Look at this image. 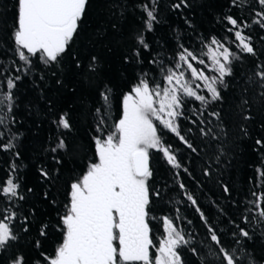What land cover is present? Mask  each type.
I'll return each instance as SVG.
<instances>
[{"label":"trees","instance_id":"16d2710c","mask_svg":"<svg viewBox=\"0 0 264 264\" xmlns=\"http://www.w3.org/2000/svg\"><path fill=\"white\" fill-rule=\"evenodd\" d=\"M186 2L187 7L175 9L173 5L179 0H154L157 19L152 31H144L146 14L141 6L152 7L153 0H88L78 35L61 63L46 66L37 55L31 58V71L25 72L13 41L16 0H0V94L9 91L8 77H21L11 90V111L6 106L7 101L0 105V116L7 122V128L0 125L4 133L0 143L12 140L15 145L11 151H0V182L8 177L15 164L14 176L20 184V195L24 196L14 204L0 199V210L13 208L16 212L13 228L19 237L10 250L0 256V264H6L7 258L15 255H23L24 264H36L38 259L46 264L40 254L55 255L63 241L60 217L69 203L70 186L82 177L90 162H96L93 137L99 135L96 109L103 104L100 93L106 88L111 90V108L106 117L110 129L120 117L124 93L130 91L142 71H149L150 80L161 81L159 65L149 64V60L155 57L166 67L171 66L183 45L209 65L204 45L212 37L230 47L241 59L233 62L234 75L225 78L227 87L220 88L221 100L207 105L191 98L185 101L184 114L177 123L181 135L196 147V152L187 148L175 134L161 129L163 141L171 145L182 167L173 168L162 153L150 150L153 175L148 183L152 191H159L160 195H153L150 203L149 215L153 219L149 223V235L154 246L149 254L153 260L164 238L162 218L168 217L186 238L193 240L201 256H206L208 232L201 220L200 213H203L224 243L233 248L240 245H236L232 234L238 233L237 226L245 228L250 238L241 237V245L255 264H264V223L256 222L258 209L250 203H261L257 196L264 194V178L257 172V169L264 170V147L256 145L257 139L264 140V103L258 99L259 87L248 79L257 70L256 65L264 63V28L253 23L254 19H259L255 12L261 8L257 0H238L240 6L234 5L232 0ZM229 15L241 24L250 25L233 31L241 30L251 37L256 56L240 53L236 47L239 41L228 32L232 27L226 20ZM141 32L150 46L148 51L142 50L144 63L137 64L134 59L126 62L124 58L137 47L136 36ZM92 57H96L94 71L89 70ZM192 63L207 75H216L208 67ZM17 67L21 71H16ZM198 92L211 99L203 83ZM242 98L250 101L243 110ZM213 112L219 113V118L209 115ZM61 113L68 114L71 130L58 128L53 122ZM243 114L250 115L251 119L243 120ZM221 125L226 136L219 133ZM242 126L247 135L241 131ZM201 128H212L219 139L202 136ZM61 138L67 150L51 152ZM217 156H220L219 161ZM56 160L61 163L57 164ZM41 168L48 171L49 179L40 175ZM205 169L210 175H204ZM225 187L229 189L227 193ZM188 195L196 200V205L187 199ZM245 216L247 223L243 220ZM45 224L47 234L41 236L40 229ZM36 241L40 242L39 248ZM182 255L186 264H200V258L187 248L182 250Z\"/></svg>","mask_w":264,"mask_h":264},{"label":"snow or ice","instance_id":"6c2138e0","mask_svg":"<svg viewBox=\"0 0 264 264\" xmlns=\"http://www.w3.org/2000/svg\"><path fill=\"white\" fill-rule=\"evenodd\" d=\"M246 2V0H241ZM236 6H240L238 0H232ZM261 10L255 12L253 23L264 28V0H257ZM88 0H16V18L13 31V41L18 59L23 62L24 71H31L32 57L39 55V59L46 66L59 65L63 56L67 53L83 20ZM187 7L186 0H179L173 8ZM142 10L146 14L144 31H152L157 19L155 6L143 4ZM226 20L231 28L228 32L233 33L235 40L239 41L236 47L240 53L256 56V50L250 43L251 37H247L241 30L250 25L241 24L236 18L227 16ZM228 38L226 37L225 40ZM131 55L125 56L126 62L143 64V51L149 50L143 32L136 36ZM215 45L216 47H212ZM207 49L208 59L211 61L210 71L216 73L209 76L202 69L193 65V61L205 68L203 59H200L193 51L180 46L171 66H165L164 62L153 57L149 64L159 65L161 81L150 80L149 71H142L137 77V82L132 85L129 92L124 93L121 101L120 117L111 128H108L107 114L111 108V90L106 88L100 93L102 107L96 109L98 123L96 132L99 135L93 137L96 147V162L88 164L86 172L78 180L71 184L69 203L66 212L60 217L63 227V241L56 248L54 256L45 253L40 255L46 264H128V262H142V264H186L182 250L187 248L193 256L200 258V264H255L250 253H247L241 245L240 238H250L249 232L238 227V233L232 235L236 245L233 248L226 245L222 237L208 223L203 213L201 220L207 227V241L205 244L208 252L201 256L199 249L194 245L191 238H186L182 230L175 227L174 221L168 217L162 218L166 236L160 240L156 249L154 261L150 257L149 249L154 246L150 238L149 223L150 203L152 196H159V191L153 192L149 186V178L153 175L150 168V150L162 153L166 162L173 168H181L171 145L166 144L160 135L161 129L175 134L182 143L192 152L196 147L189 142L179 131L178 119L183 116L182 109L185 101L189 98L200 101L207 105L222 99L220 88L227 87L226 77H232L233 62L241 59V56L232 51L230 47L222 43L216 37H212L204 45ZM96 57L91 58L89 70L94 71ZM77 67H80L77 62ZM256 71L250 76L249 82L257 85L260 89L258 99L264 103V63L256 65ZM16 71H21L19 67ZM190 73V75H189ZM20 76L8 77L7 89L9 91L0 94V105L7 101L9 112L13 105L11 90L15 87V81ZM203 82L210 100L205 95L199 94ZM59 83V81H57ZM248 91L247 88L244 90ZM246 98L241 100V109L249 105ZM209 115L219 118V113ZM247 121L251 119L248 114L241 117ZM58 128L71 130V123L67 113L59 114L53 121ZM203 122V121H201ZM0 125L7 128V122L0 116ZM107 129V131H106ZM190 131V130H189ZM241 131L247 135L246 129ZM201 135L210 140L219 139V134L212 128H201ZM219 133L226 136V130L221 125ZM4 133L0 131V139ZM256 145L264 147V140L257 139ZM15 148L12 140L8 143H0V151H11ZM67 144L63 138L59 139L51 152L66 151ZM17 157L19 153L16 154ZM221 155L223 150L221 149ZM220 156L216 157L219 161ZM56 163H61L56 160ZM16 166H11L8 177L0 182V199L8 204H14L16 199L23 200L20 195V184L14 176ZM40 175L49 179L46 169H39ZM185 172L188 170L185 168ZM259 176L264 178V170L257 169ZM204 175H210L205 169ZM181 189L184 185L180 184ZM31 192V189H28ZM227 193L229 189L224 188ZM47 195V194H45ZM255 196L256 194L253 193ZM187 199L196 205V200L191 195ZM261 203H254L258 209L256 213L257 223H264V194L257 196ZM197 212L200 209L197 207ZM251 211V209H249ZM254 217V218H256ZM16 212L13 208L0 210V256L8 252L13 243L19 239L13 224L16 220ZM27 219V218H25ZM245 223L248 217H243ZM47 225H42L40 235L45 236ZM27 232L28 228L25 227ZM202 244L204 242H201ZM36 247L40 242L36 241ZM6 264H24L23 255L9 256ZM36 264H41L38 259Z\"/></svg>","mask_w":264,"mask_h":264},{"label":"rangeland","instance_id":"374dc122","mask_svg":"<svg viewBox=\"0 0 264 264\" xmlns=\"http://www.w3.org/2000/svg\"><path fill=\"white\" fill-rule=\"evenodd\" d=\"M210 61V60H209ZM211 67H212V65H211V61L209 62V65H208V70L210 71V69H211ZM210 72H212V71H210ZM212 73H214V72H212ZM203 83V82H201V81H197L196 83ZM166 236V233H165V228H164V237ZM154 259H155V257H154ZM154 259H153V261H154Z\"/></svg>","mask_w":264,"mask_h":264}]
</instances>
